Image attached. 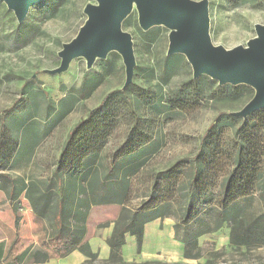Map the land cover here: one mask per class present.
Masks as SVG:
<instances>
[{"label":"rangeland","instance_id":"1","mask_svg":"<svg viewBox=\"0 0 264 264\" xmlns=\"http://www.w3.org/2000/svg\"><path fill=\"white\" fill-rule=\"evenodd\" d=\"M200 1V0H194ZM209 36L213 45L231 49L245 46L256 36L255 24L264 25V0H207ZM95 3L89 0H42L30 7L26 18L17 23L12 11L0 2V128L7 138L18 141V148L0 160V264H12L8 250L16 236L32 239L20 258V264H31L30 254L51 234L50 220L35 215L25 192L16 199H9L7 190L10 181L19 185H53V171L59 152L74 125L99 104L110 91L125 90L132 101L133 110L151 133L152 142L144 156L143 166L131 176L127 205L136 208L148 198L147 192L154 174L168 168L183 157L192 156L200 137L214 116L219 112L239 111L253 96L227 100L224 98L202 99L189 104L180 112L174 110L156 112L145 102V96L164 98L176 90L181 83L192 79V69L183 55L167 56L169 30L155 26L143 31L138 24L136 9L126 18L124 31L131 35L135 66L131 83L124 88L125 69L121 57L111 52L106 59H96L87 67L83 57L71 60L68 68L56 74L49 71L60 64L58 56L63 44L69 43L86 20L84 7ZM151 35H147V33ZM143 33H146L144 35ZM115 54L118 57H115ZM174 63L166 68L167 59ZM217 86L220 85L217 82ZM211 92L216 90L213 88ZM44 93L46 95H44ZM206 94V91L203 95ZM71 99L68 105L62 102ZM147 99V98H146ZM35 116V121L29 119ZM232 116V115H231ZM231 123L219 132L223 151L232 150L241 143L238 127L247 131L249 141L264 144V108L255 115ZM23 127H22V126ZM131 125L130 117L121 113L114 129L105 142L96 174L102 177L109 170L110 157L122 143ZM36 128L37 136H25ZM22 129V131H21ZM33 132V131H32ZM244 137V136H243ZM24 140V141H23ZM12 141V140H11ZM14 144V142L12 141ZM4 142H1L3 147ZM246 145V146H247ZM13 148V145H11ZM11 148V149H12ZM15 149V148H14ZM11 153V152H10ZM189 169L170 185L183 187L188 182ZM65 179V178H64ZM69 181L64 180L65 185ZM82 183H73L81 185ZM162 182L161 185H168ZM258 210L257 202L254 204ZM118 208L108 206L98 210L92 208L87 218L88 235L103 238L105 231L116 229ZM165 222H175L166 218ZM164 226L160 224V228ZM227 229V230H226ZM222 236L204 235L200 243L210 241L214 249L208 262L200 260H175L163 253H156L149 261L184 264H264V247L246 251H233L228 246L216 248L218 238L228 234L224 227L218 232ZM107 244V243H106ZM214 253H218L215 254ZM63 264V261H56ZM64 263H66L64 261Z\"/></svg>","mask_w":264,"mask_h":264},{"label":"trees","instance_id":"2","mask_svg":"<svg viewBox=\"0 0 264 264\" xmlns=\"http://www.w3.org/2000/svg\"><path fill=\"white\" fill-rule=\"evenodd\" d=\"M128 22L125 19L123 26H127ZM115 57L118 55L115 54ZM167 63V69L174 64L172 58H168ZM213 88L216 93L211 92ZM252 93V89L245 85L218 87L217 81L203 75L181 83L164 98L154 95L150 100L151 97L145 96V102L156 112H180L202 99L234 100ZM70 102L69 98L62 104L65 106ZM121 113L130 117V128L111 154L109 170L102 177L97 176L96 169L105 142ZM34 119L35 116H32L29 121ZM238 121L229 113H217L200 137L196 152L155 173L147 190L148 198L136 208H130L127 205L129 178L143 166L144 156L153 140L152 131H147L139 121L125 90L108 92L67 135L55 163L53 185L41 186L31 182L18 186L16 181L1 175L10 181L6 191L10 200L25 192L35 215L50 220L51 234L38 249L31 252V264H49L50 260L65 258L74 251L87 258L81 264H184L160 261L128 263L121 256V247L127 235L135 237L137 250L140 251L144 226L166 218L175 220V239L183 245V258L187 260L204 259L208 262L214 249L213 243L204 241L200 244L199 238L218 233L224 227L228 228L229 249L250 251L264 247V144L250 140L248 146L244 143L249 140L245 136L247 131L241 127L237 128V139L241 143L226 151L220 144L221 129ZM32 131L25 136L31 135L33 140L40 137L41 130L38 136L35 127ZM17 143L12 135L7 138L1 127L0 160L14 154L12 151L18 148ZM185 168L190 171L184 188L170 185ZM64 178L69 181L67 185ZM77 182L82 184L73 185ZM162 182L169 184L161 185ZM255 202L259 205L258 210H255ZM108 206L118 208L117 226L113 236L106 239L111 247L110 258L99 260L86 240L87 218L92 208L101 210ZM32 243L30 238L16 236L8 250L10 262L20 264L21 256Z\"/></svg>","mask_w":264,"mask_h":264},{"label":"water","instance_id":"3","mask_svg":"<svg viewBox=\"0 0 264 264\" xmlns=\"http://www.w3.org/2000/svg\"><path fill=\"white\" fill-rule=\"evenodd\" d=\"M42 0H0L22 23L31 6ZM86 20L77 35L59 51L60 64L50 70L61 73L71 60L83 57L87 67L96 59L104 60L117 53L125 69L124 88L133 76L135 66L131 35L122 28L133 9L143 31L155 26L169 30L167 56L183 55L192 69V78L207 76L223 85H247L254 90L246 104L231 115L245 119L264 108V25L255 24L256 36L245 46L225 49L213 45L209 36L207 0H89Z\"/></svg>","mask_w":264,"mask_h":264},{"label":"crops","instance_id":"4","mask_svg":"<svg viewBox=\"0 0 264 264\" xmlns=\"http://www.w3.org/2000/svg\"><path fill=\"white\" fill-rule=\"evenodd\" d=\"M157 219L147 223L144 226L143 241L140 251L137 250V243L134 236L127 235L126 242L121 247V256L128 263H141L152 258L156 253H163L166 257H172L175 260H183V245L175 239L173 225L171 221L165 222ZM164 226L160 228V224ZM88 230V227H87ZM227 230V229H226ZM112 228L105 231L103 238L93 235H87L86 240L93 253H96L99 260H105L111 256V247L106 244V236L110 237ZM218 237L222 236L220 233L216 234ZM216 241V248L228 246V234L225 233L224 238H218ZM201 244V243H200ZM87 258L78 251H74L65 258L53 259L49 264H57L56 261H63V264H81ZM64 261L66 263H64ZM61 264V263H60Z\"/></svg>","mask_w":264,"mask_h":264}]
</instances>
